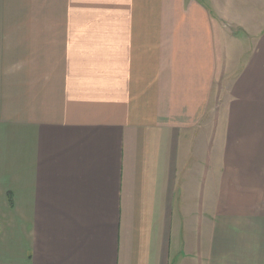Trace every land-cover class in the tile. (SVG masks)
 I'll list each match as a JSON object with an SVG mask.
<instances>
[{
    "label": "crops",
    "instance_id": "obj_1",
    "mask_svg": "<svg viewBox=\"0 0 264 264\" xmlns=\"http://www.w3.org/2000/svg\"><path fill=\"white\" fill-rule=\"evenodd\" d=\"M223 13L0 0V264H264V32Z\"/></svg>",
    "mask_w": 264,
    "mask_h": 264
},
{
    "label": "rangeland",
    "instance_id": "obj_2",
    "mask_svg": "<svg viewBox=\"0 0 264 264\" xmlns=\"http://www.w3.org/2000/svg\"><path fill=\"white\" fill-rule=\"evenodd\" d=\"M215 1H217V3L223 8L229 7L230 12L232 10L237 13V16H234L232 13H231L232 16L223 13L221 17L223 29L228 31V33H225V35L227 37L228 36L237 37L236 44L232 43V40L230 38L224 39L226 40L227 45L230 46L234 45V47H241L243 45L244 38L242 36L244 33L247 34L248 32L252 34L253 32V35L256 36L257 32L255 31L259 30L264 32V0H215ZM62 13L63 14L67 13V11L64 10V8H62ZM250 29L253 31H250ZM217 35H219L218 32ZM244 43L246 44L245 47L251 49L252 45L249 41H247V39L244 40ZM245 47H243L242 50H245ZM247 57L248 54H246L245 59L242 58L241 59L245 61ZM237 59L238 56L235 60Z\"/></svg>",
    "mask_w": 264,
    "mask_h": 264
}]
</instances>
